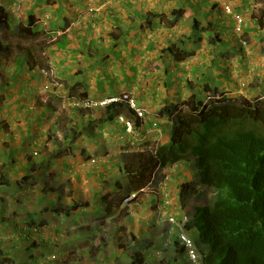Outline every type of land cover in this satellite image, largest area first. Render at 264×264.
I'll return each instance as SVG.
<instances>
[{"label": "crops", "instance_id": "0c3cea01", "mask_svg": "<svg viewBox=\"0 0 264 264\" xmlns=\"http://www.w3.org/2000/svg\"><path fill=\"white\" fill-rule=\"evenodd\" d=\"M261 5L260 0H0L10 18L9 28L0 29V42L10 47L7 55L0 52V175L10 164L20 170L13 185L24 176L34 178L21 190H1L0 199L11 202H0V244L9 242L5 233L39 244L19 264L28 258L29 264H192L178 239L180 226L169 218L187 216L185 229L198 238L190 224L198 200L182 199L180 190L185 183L200 184L194 162L157 172L155 193L140 195L130 206L123 200L155 176V150L170 144L172 116L193 95L205 103L217 90L264 103ZM225 6L245 16L247 46ZM179 10L181 18L174 15ZM24 28L46 41L36 52L46 56L43 65L32 50L9 41ZM42 68L53 69L62 82L47 102ZM124 93L148 111L143 120L127 108L87 112L64 99ZM167 110L175 112L170 116ZM119 115L135 120L132 134ZM32 166H38L36 173H30ZM58 207L62 212L56 213ZM30 223L39 231L24 227Z\"/></svg>", "mask_w": 264, "mask_h": 264}, {"label": "trees", "instance_id": "16d2710c", "mask_svg": "<svg viewBox=\"0 0 264 264\" xmlns=\"http://www.w3.org/2000/svg\"><path fill=\"white\" fill-rule=\"evenodd\" d=\"M183 13L179 10L174 15L181 18ZM9 25L8 14L0 9V29H8ZM30 33V28H24L20 34ZM0 52L7 55L10 47L0 42ZM212 91L205 103L193 95L177 112L167 110L170 116L175 112L171 142L157 148L151 167L157 181V172L180 161H192L202 171L200 184L189 182L180 187L182 199L196 198L199 203L190 224L198 232L195 243L202 264H264V103ZM125 108L124 104H112L106 109L118 113ZM37 167L32 166L30 173H36ZM3 168L0 192L15 186L21 190L34 180L24 176L13 185L12 179L20 170L10 164ZM0 202L11 201L2 198ZM61 210L55 209L56 213ZM30 224L24 227L39 231L45 222L39 226ZM5 234L9 242L4 247L0 244V264H19V257L39 248L37 242L28 246V239L22 238L21 233L16 241ZM22 234L29 238L25 232Z\"/></svg>", "mask_w": 264, "mask_h": 264}, {"label": "built area", "instance_id": "2783aa9c", "mask_svg": "<svg viewBox=\"0 0 264 264\" xmlns=\"http://www.w3.org/2000/svg\"><path fill=\"white\" fill-rule=\"evenodd\" d=\"M225 11L227 14H229L234 22V32L238 36L240 42L242 45L247 46L248 42L245 38V29H246V18L243 14L236 12L231 6H225ZM40 73L45 78V82L42 88L43 92V100L47 102L49 100L50 94H56L58 90L62 88V82L56 75L55 71L53 69H41ZM65 101H70L72 104V108L77 110H83L87 112H93L96 110L106 109L108 106L112 104H124L130 110L133 112L132 114L139 120H143L147 114L148 111L141 107L137 99L129 93H124L119 96H113V97H107L102 100H93L87 97H75V96H69L64 97ZM64 105V100H63ZM118 121L121 123L125 131L129 134H132L136 129V123L134 119L125 117L124 115L118 116ZM37 153H35V156ZM154 179H152L153 181ZM167 180V178H166ZM155 183L150 182L146 188H142L136 193H133L126 197L123 200V203L125 205H129L132 202H135L138 200L140 195L142 194H148V193H155L156 188L154 187ZM169 222L171 224H175L180 226V231L178 235V239L180 244L185 249L187 256L192 264H201V257L197 250V247L195 245L194 239L189 235L188 231L185 229V226L189 223V218L187 216H183L181 218V221L177 220L175 217H170Z\"/></svg>", "mask_w": 264, "mask_h": 264}, {"label": "rangeland", "instance_id": "374dc122", "mask_svg": "<svg viewBox=\"0 0 264 264\" xmlns=\"http://www.w3.org/2000/svg\"><path fill=\"white\" fill-rule=\"evenodd\" d=\"M257 2H258V0H256V3ZM260 2L262 3V5L259 6L257 10H259V13L262 14V12L264 10V0H260ZM8 39L17 48H25V50H32V52H34V54H35L34 58H36L39 63H42V65H43V62H46V56L45 55H37V53H36L37 49L42 48L43 45L46 43V41H44L40 35H37V34H32V35L29 34L28 35V34H26V35L17 36L16 38L8 36ZM246 40L249 41L248 38ZM248 44H249V42H248ZM42 69H44V68H42ZM46 69H48V68H46ZM175 147L177 149H179L178 145H176ZM194 169H195V173H196L195 177H198L199 180H201L202 171L200 169L196 168L195 166H194ZM28 246H30V245H28ZM1 261H2V259H1ZM21 262L24 264H29L31 261L28 258L27 260H24V259L21 260Z\"/></svg>", "mask_w": 264, "mask_h": 264}, {"label": "clouds", "instance_id": "9594fccd", "mask_svg": "<svg viewBox=\"0 0 264 264\" xmlns=\"http://www.w3.org/2000/svg\"><path fill=\"white\" fill-rule=\"evenodd\" d=\"M247 42H248V41H247ZM210 98H211V96L209 97V99H210ZM209 99H208L207 101H209ZM156 151H157V150H156ZM156 151H155V153H154V156H156ZM152 179H154V180L152 181ZM152 179L150 180V182H153V183H154V182H155V176H154ZM165 179H166V176H165ZM150 182H149V183H150ZM149 183H148V184H149ZM148 184H147V185H148ZM147 185L144 186L143 188H146ZM193 239H194V238H193ZM194 241H195V239H194ZM195 245H196V243H195ZM196 247H197V246H196ZM197 250H198V248H197ZM198 252H199V251H198ZM199 254H200V252H199ZM200 257H201V254H200ZM201 264H202V258H201Z\"/></svg>", "mask_w": 264, "mask_h": 264}]
</instances>
